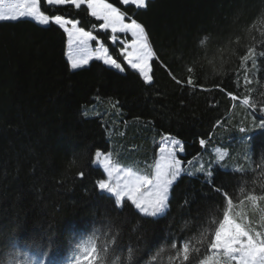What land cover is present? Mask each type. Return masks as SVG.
Returning a JSON list of instances; mask_svg holds the SVG:
<instances>
[{
    "label": "trees",
    "instance_id": "16d2710c",
    "mask_svg": "<svg viewBox=\"0 0 264 264\" xmlns=\"http://www.w3.org/2000/svg\"><path fill=\"white\" fill-rule=\"evenodd\" d=\"M106 2L124 12L127 22L131 17L145 27L159 58L152 61L151 84L127 64L120 72L91 60L70 70L66 34L56 25L27 18L0 22V264L23 261L25 253L45 264L64 263L76 242L96 229L106 230L109 221L120 231L117 255L126 256L131 247L132 264H168V253L154 259L161 248L184 240L198 247L196 238L217 209L222 216L225 202L214 187L233 195L237 219L246 217L264 230V200L241 204L244 197L238 195L240 187L264 195V136L246 140L234 116L244 96L257 110L241 111L249 118L264 116L258 110L264 106V56L259 55L264 53V0H147L142 9ZM41 7L49 15L77 20L123 62L121 43L111 42V31L99 29L102 22L85 5L78 10L42 2ZM204 36L208 41L201 46ZM254 46L256 64L250 60L241 68L240 56ZM189 67L196 87L186 86ZM246 76L251 83H244ZM242 127H248L246 122ZM165 134L181 141L184 151L178 158L185 168L210 144L223 146L232 134L237 138L233 148L245 145L247 156L234 160L233 169L213 168L211 178L184 172L159 218L142 219L127 207L118 211L114 201L96 191L101 176L90 167V156L97 148L147 153L154 137ZM81 170L84 179L77 177ZM33 241L40 247H29ZM206 247L194 264L211 254Z\"/></svg>",
    "mask_w": 264,
    "mask_h": 264
},
{
    "label": "snow or ice",
    "instance_id": "6c2138e0",
    "mask_svg": "<svg viewBox=\"0 0 264 264\" xmlns=\"http://www.w3.org/2000/svg\"><path fill=\"white\" fill-rule=\"evenodd\" d=\"M42 2L47 6L70 5L76 9H81L86 5L90 16L98 21L99 29L110 30L113 34L110 40L113 44L117 43V33L131 34L130 43L120 40L123 47L119 49V54L123 57V62L118 61L105 47L103 42L98 39L91 31H86L79 27V22L74 19H68L64 15H49L42 10ZM123 5H135L137 9L147 8V0H120ZM30 19L41 26L56 25L63 33L67 34L69 44L73 47V54L68 57V66L72 71L78 70L89 64V61L95 59L102 61L104 65L124 72L123 64L136 71L145 84H151L153 81L152 61L158 60V56L151 46L145 27L137 20L127 17L119 8L107 3L106 0H0V22H15L21 19ZM68 25H71L69 28ZM93 27H97L93 25ZM95 41L98 47L93 51L89 47V42ZM208 41V37L200 38L199 44L203 46ZM257 55L256 47H249L247 52L240 56V67L245 68L246 62L252 61L256 64L254 57ZM264 56V53H259ZM161 66L165 67L161 62ZM190 73L186 86L196 87L193 73L194 69L189 67ZM171 78L182 87L185 84L169 71ZM237 75L239 73L237 72ZM245 84L251 81L245 77ZM233 101L239 99L237 95L228 93ZM242 105L250 107L253 112L257 110V104L252 101L250 96H244L241 100ZM115 107V105H113ZM264 113V106L258 109ZM87 115V113H84ZM253 128L240 127L241 133L248 134L244 137L251 141L255 136H264V116H253ZM205 140L201 139V146H205ZM159 152L156 154L151 171L140 173L131 167L121 165L118 158L114 159L112 151H103L100 148L90 156V167L100 173L101 178L95 181V189L100 196H104L110 201H114V206L118 211H123L126 207L139 215L142 219L159 218L168 210L170 203L171 189L175 183L184 174L181 161L176 156V148L182 151V143L179 139L172 137L170 134L161 136ZM227 152H220L217 149L216 164L224 160ZM75 164V161L72 162ZM198 171L205 172L204 166ZM242 171V169H241ZM191 175V173H188ZM207 176L211 178L213 171L211 166L207 171ZM79 179H84L83 170L77 173ZM210 183L209 181H206ZM216 193L222 196L225 206L222 216L219 209L212 219L209 220L207 227L202 229L194 246L191 240H184L182 243H172L170 248H161L154 259H158L164 253H168V264H194L197 256L206 251L211 253L222 254V264H264V230H257L251 222H246L247 218L237 219L233 215L234 208L233 195L221 187H214ZM239 196H243L239 202L244 200L256 201L264 200V195H255L253 192H247L244 187L239 188ZM187 203V201H186ZM264 229V223L260 225ZM99 232L101 235H96ZM53 238H49L48 244L51 246ZM29 247L40 245L33 241ZM121 247L120 231L115 227L112 221L108 222L106 230L96 229L86 238H81L76 242L73 254L74 264H132L135 250L128 248L127 255H117L116 252ZM47 251H42L46 256ZM23 261L13 260V264H45L44 259L34 261L28 258L26 253ZM72 264V262H70ZM199 264H221L218 257L214 259L212 255H204L199 260Z\"/></svg>",
    "mask_w": 264,
    "mask_h": 264
},
{
    "label": "rangeland",
    "instance_id": "374dc122",
    "mask_svg": "<svg viewBox=\"0 0 264 264\" xmlns=\"http://www.w3.org/2000/svg\"><path fill=\"white\" fill-rule=\"evenodd\" d=\"M101 22L103 23V21H101ZM68 27L70 28L71 25H68ZM117 34L121 35V38H118L117 42H119L120 40H124V41H127L130 43V41L132 39L130 33L129 34L117 33ZM128 37H129V39H128ZM121 45L123 47V44H121ZM89 47H90V49H92L94 51L97 48V44L92 45V43L90 41ZM92 60H95V59H92ZM240 103H241V101H240ZM240 105L242 106V107H240L241 109H245V106L242 105V103ZM241 109H239V107H237L236 110L234 111V116H235V119L237 121L236 124L238 126L242 127L243 123L246 122L248 128L252 129L254 123H258V120L254 122L253 117H250V118L247 117L245 112H243V110L241 111ZM94 111H95V109L92 108V109L86 110L85 113L90 114V113H93ZM90 116H92V115H90ZM161 136L162 135L154 137V140L150 143V148H148L147 153H142V152L140 153L139 151H138L139 153L138 152L137 153H132V152L131 153H125L124 151L123 152L119 151L118 148H116L115 151L111 150L114 154V159L118 158L121 165L131 167L134 170H138L140 173H147V172L151 171V166L154 164L156 154L159 152V148L161 146L160 145ZM235 137L236 136H234L233 134L230 136L227 135V137H225V141H228V142L226 144H224L223 146L210 144L208 146L207 150L203 154L197 156L195 159L192 160L191 163H187L186 168L183 167V163L181 162L182 167L185 170V173L202 174V175L207 176V171L209 170L210 166H211L212 171H213V168H221L224 170L233 169L232 166L234 164V160L236 161V159H238L240 156H241V158H244L247 156V148L245 145H243V147H241V149L233 148L234 143L237 140V138H235ZM154 145H157V148H156L155 152L153 153ZM182 148H183V146H182ZM217 149H219L220 152H227V155L225 156L224 160L221 161L219 164L215 163L217 160ZM183 151H184V149L181 151L180 148H176L177 158H178L179 154L183 153ZM201 166H204V168H205L204 173H200L198 171V169ZM73 254H74V251L71 255H69L65 258L64 263H57V264H70V262H72V264H74ZM210 255H212L214 257V259H216L218 257L219 261L222 264V261L224 259L222 254L211 253Z\"/></svg>",
    "mask_w": 264,
    "mask_h": 264
},
{
    "label": "crops",
    "instance_id": "0c3cea01",
    "mask_svg": "<svg viewBox=\"0 0 264 264\" xmlns=\"http://www.w3.org/2000/svg\"><path fill=\"white\" fill-rule=\"evenodd\" d=\"M97 47H98V45H97ZM72 54H73V47L70 46V44H69V38H68V36L66 34V52H65V57H66V60L67 61H68L69 55H72Z\"/></svg>",
    "mask_w": 264,
    "mask_h": 264
}]
</instances>
